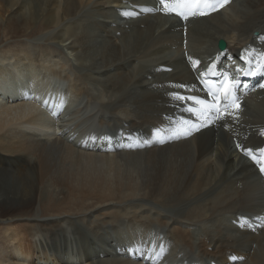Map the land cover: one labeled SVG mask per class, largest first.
I'll return each mask as SVG.
<instances>
[{
	"label": "bare ground",
	"instance_id": "1",
	"mask_svg": "<svg viewBox=\"0 0 264 264\" xmlns=\"http://www.w3.org/2000/svg\"><path fill=\"white\" fill-rule=\"evenodd\" d=\"M134 8L138 18L124 20ZM206 12L183 23L159 0H0V48L2 39L42 31L17 50L0 49V264H53L46 248L64 251L73 264H144L142 257H153L145 252L150 227L167 237L163 264H264V221L257 232L233 223L237 215L264 218V180L234 144L264 143L257 135L264 87L256 99L239 88L243 130L227 112L205 122L187 109L200 133L177 138V128L187 127L177 124L165 138L149 132L144 150L111 154L76 144L93 129L156 125L169 110L164 82L192 81L193 88L206 54L233 66L247 55L264 61V0H229ZM220 38L227 41L223 53ZM44 70L66 88L69 107L56 90L45 93L56 79ZM205 72L202 90L203 79L215 76ZM33 85L45 93L40 103ZM18 219L27 226L17 229ZM101 236L125 256L98 259L91 244L97 248ZM35 249L46 260L29 259ZM233 253L242 261L228 259Z\"/></svg>",
	"mask_w": 264,
	"mask_h": 264
},
{
	"label": "snow or ice",
	"instance_id": "2",
	"mask_svg": "<svg viewBox=\"0 0 264 264\" xmlns=\"http://www.w3.org/2000/svg\"><path fill=\"white\" fill-rule=\"evenodd\" d=\"M229 0H159V3L162 5V10L165 14L176 15L184 20H187L189 16L196 15H205L207 14L206 9H211L212 11L217 10L218 8L224 7ZM125 15H133L132 13H125ZM264 55V54H262ZM199 61H193V64H198ZM214 67V66H213ZM241 69H237V72H241ZM209 72H212V68H209ZM251 71L245 72V75H252ZM225 79H227V73L223 74ZM239 87L238 82H229L222 84L220 87H217L215 90L209 88V95L212 97V101L196 100L198 107L199 115L205 116V122L211 117L217 119H223V112H226L229 108L235 107L237 110L240 108L239 98L235 96V89ZM264 87V85H261ZM221 92L223 93L224 103L220 104ZM174 98L177 101H183L185 98L179 95H175ZM193 99V98H189ZM183 125L187 127H178L175 134L177 138L181 135L188 136L191 135L194 130L198 131L200 125L189 124L188 121H183ZM238 147H240L238 145ZM245 154L250 156L258 164L261 163V159H264V148L258 149L261 153V159H258L254 154L252 149H244ZM260 171L264 172V165H261Z\"/></svg>",
	"mask_w": 264,
	"mask_h": 264
},
{
	"label": "rangeland",
	"instance_id": "3",
	"mask_svg": "<svg viewBox=\"0 0 264 264\" xmlns=\"http://www.w3.org/2000/svg\"><path fill=\"white\" fill-rule=\"evenodd\" d=\"M138 11V10H137ZM154 14V13H153ZM135 16V15H134ZM135 17H137V15L135 16ZM127 18L128 19H133V16H131V17H125V19L124 20H127ZM119 21H121V20H119ZM38 25V24H37ZM38 30V31H37ZM40 32H42L38 27H36L34 30H33V32H31L30 34H26L27 36H33V38H27V37H25V36H22L23 38H25V40L24 39H19V40H17V37H15L14 38V40H12V41H10L9 40V42H6L7 40L6 39H2L1 40V44H5V46H3V47H1L0 49H11V50H17V47L22 43V42H24L25 41V43L27 42L28 43V41H26L27 39L28 40H35V39H37V38H39L40 37ZM119 32V34H120V30L119 31H117V33ZM21 42V43H20ZM42 44L44 45L45 44V42H47L45 39H43L42 41ZM38 43V42H37ZM65 44V43H64ZM11 47V48H10ZM35 48H36V45H35ZM65 50V52L66 51H68V53L71 55V57H73V55H72V53H70L69 52V50H66V48H64ZM64 55V54H63ZM74 58V57H73ZM45 71V70H44ZM45 73H46V75H49V73L47 72V71H45ZM199 73V72H198ZM50 79H54V78H52L50 75L48 76ZM56 79V80H55ZM54 80L55 81H57L58 79L57 78H55ZM41 88H43V86H42V84H41V86H40ZM37 91H39L38 89H37ZM39 93H42V92H39ZM243 121V122H242ZM247 122V121H246ZM245 122V119H243V118H241V121L240 120H238V127H239V130H243V128L245 129L246 128V126H247V123ZM239 123H240V125H239ZM242 128V129H241ZM80 132V131H79ZM79 132H74L73 134H75V135H78V133ZM20 210H22V209H20ZM34 210H37V208H36V206H35V208H30V209H28V210H26V211H24V213H23V215H27V214H30V215H32L33 213H34ZM20 213H21V216H23L22 215V212L20 211ZM29 215V216H30ZM20 226H27L26 225V223H24V221H22L21 219H18L16 222H15V227L17 228V229H19V227ZM3 227V226H2ZM1 226H0V228H2ZM102 237V239H101V241L99 242V244H98V247L96 248V242L95 243H92L91 244V247H92V251L94 252V253H99V256H98V259H101L103 262H107V261H109V260H113V258L114 257H116V256H119L120 254L119 253H117V251H116V246L117 245H119V244H117V243H115L114 241H113V239L112 238H109L108 236H101ZM35 240V239H34ZM28 243H29V245L30 244H32L33 243V241H27ZM39 243H40V241H39ZM60 244V243H59ZM58 244V245H59ZM29 245H26L27 247L29 246ZM120 246V245H119ZM44 253H46V254H48V257L47 258H49L50 259V261L53 263V264H73L71 261H68V262H66L65 261V258H66V255H65V253H64V251H60V249L59 250H53V251H51V250H49V248H46L44 251H43ZM81 257V254H79L76 258H80ZM73 258V257H72ZM71 258V259H72ZM29 259H34V260H46V258H44L43 256H40V252L39 251H37L36 249L35 250H32V254H31V257L29 258ZM94 264H96V263H94Z\"/></svg>",
	"mask_w": 264,
	"mask_h": 264
},
{
	"label": "water",
	"instance_id": "4",
	"mask_svg": "<svg viewBox=\"0 0 264 264\" xmlns=\"http://www.w3.org/2000/svg\"><path fill=\"white\" fill-rule=\"evenodd\" d=\"M218 47L224 49L227 47V41L224 38H220L218 41Z\"/></svg>",
	"mask_w": 264,
	"mask_h": 264
}]
</instances>
